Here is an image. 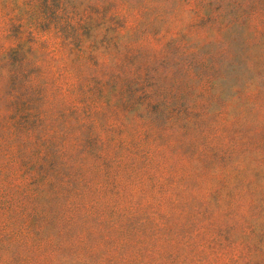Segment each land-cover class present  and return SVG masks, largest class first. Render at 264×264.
Here are the masks:
<instances>
[{
    "label": "rangeland",
    "instance_id": "rangeland-1",
    "mask_svg": "<svg viewBox=\"0 0 264 264\" xmlns=\"http://www.w3.org/2000/svg\"><path fill=\"white\" fill-rule=\"evenodd\" d=\"M0 264H264V0H0Z\"/></svg>",
    "mask_w": 264,
    "mask_h": 264
}]
</instances>
